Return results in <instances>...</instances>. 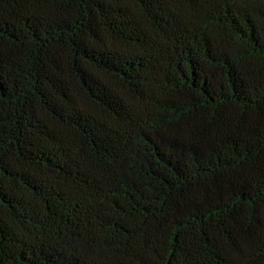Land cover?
Instances as JSON below:
<instances>
[{
  "label": "trees",
  "instance_id": "1",
  "mask_svg": "<svg viewBox=\"0 0 264 264\" xmlns=\"http://www.w3.org/2000/svg\"><path fill=\"white\" fill-rule=\"evenodd\" d=\"M0 264H264V0H0Z\"/></svg>",
  "mask_w": 264,
  "mask_h": 264
}]
</instances>
